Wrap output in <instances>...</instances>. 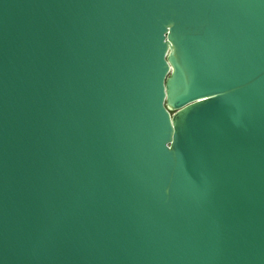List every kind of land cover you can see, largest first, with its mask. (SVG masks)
Listing matches in <instances>:
<instances>
[{"label": "water", "instance_id": "95a60500", "mask_svg": "<svg viewBox=\"0 0 264 264\" xmlns=\"http://www.w3.org/2000/svg\"><path fill=\"white\" fill-rule=\"evenodd\" d=\"M0 264H264V0H0Z\"/></svg>", "mask_w": 264, "mask_h": 264}]
</instances>
